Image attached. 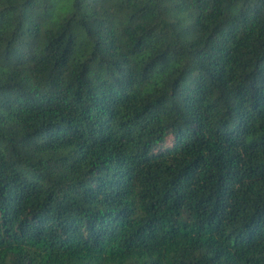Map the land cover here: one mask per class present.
Segmentation results:
<instances>
[{"label": "trees", "instance_id": "1", "mask_svg": "<svg viewBox=\"0 0 264 264\" xmlns=\"http://www.w3.org/2000/svg\"><path fill=\"white\" fill-rule=\"evenodd\" d=\"M0 264H264V0H0Z\"/></svg>", "mask_w": 264, "mask_h": 264}]
</instances>
